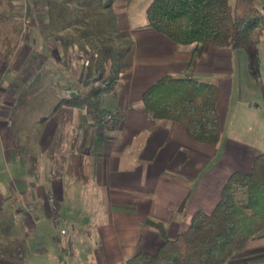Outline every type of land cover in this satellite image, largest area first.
<instances>
[{
    "label": "crops",
    "instance_id": "0c3cea01",
    "mask_svg": "<svg viewBox=\"0 0 264 264\" xmlns=\"http://www.w3.org/2000/svg\"><path fill=\"white\" fill-rule=\"evenodd\" d=\"M124 17L130 64L98 107L71 96L23 132L39 135L34 147L0 141V264H126L155 253L164 240L147 220L174 239L196 211L212 212L230 175L250 173L264 151V96L261 105L246 98L254 82L240 74L239 50L197 52ZM168 75L219 86L216 147L143 112V93ZM98 108L118 121L95 122ZM257 238L259 253L240 256L242 264H264V231Z\"/></svg>",
    "mask_w": 264,
    "mask_h": 264
},
{
    "label": "trees",
    "instance_id": "16d2710c",
    "mask_svg": "<svg viewBox=\"0 0 264 264\" xmlns=\"http://www.w3.org/2000/svg\"><path fill=\"white\" fill-rule=\"evenodd\" d=\"M257 0H153L146 10L147 26L180 46L196 45L243 50L259 45L264 35V9ZM106 81L86 95L69 101L97 99ZM219 86L192 78L164 76L142 95L143 112L155 120L181 124L190 139L216 147L222 137L217 109ZM95 122L118 121L103 109L91 113ZM109 122V121H108ZM163 238L155 253L139 252L126 264H227L264 231V151L252 163L250 173L230 175L215 209L196 211L187 230L168 239L164 224L147 220Z\"/></svg>",
    "mask_w": 264,
    "mask_h": 264
},
{
    "label": "rangeland",
    "instance_id": "374dc122",
    "mask_svg": "<svg viewBox=\"0 0 264 264\" xmlns=\"http://www.w3.org/2000/svg\"><path fill=\"white\" fill-rule=\"evenodd\" d=\"M152 1L0 0V141L34 147L39 135L23 132L40 126L44 113L106 81L113 84L130 64L124 15L146 22ZM256 6L263 10L264 0H257ZM236 55L241 76L254 82L252 92L245 96L261 105L264 45L248 46ZM95 100L90 107H98L99 100ZM107 121L111 120L107 117ZM11 130L13 141L7 135ZM257 239L227 264H242L240 256L259 253Z\"/></svg>",
    "mask_w": 264,
    "mask_h": 264
}]
</instances>
